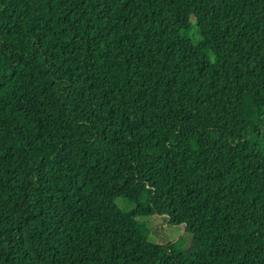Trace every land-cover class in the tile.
I'll return each mask as SVG.
<instances>
[{
  "label": "trees",
  "instance_id": "trees-1",
  "mask_svg": "<svg viewBox=\"0 0 264 264\" xmlns=\"http://www.w3.org/2000/svg\"><path fill=\"white\" fill-rule=\"evenodd\" d=\"M0 264H264V0H0Z\"/></svg>",
  "mask_w": 264,
  "mask_h": 264
},
{
  "label": "rangeland",
  "instance_id": "rangeland-1",
  "mask_svg": "<svg viewBox=\"0 0 264 264\" xmlns=\"http://www.w3.org/2000/svg\"><path fill=\"white\" fill-rule=\"evenodd\" d=\"M188 37L193 43L197 41L195 29L189 31ZM145 228L146 240L155 243H167L177 239L180 246L188 248L191 244V235L184 231L183 225L168 226L165 219L160 216L152 215L148 218L140 219Z\"/></svg>",
  "mask_w": 264,
  "mask_h": 264
}]
</instances>
